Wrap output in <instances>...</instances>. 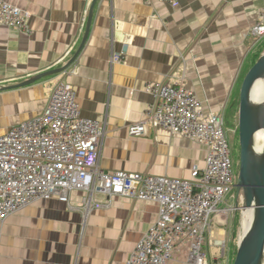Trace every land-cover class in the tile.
Listing matches in <instances>:
<instances>
[{"label":"crops","instance_id":"1","mask_svg":"<svg viewBox=\"0 0 264 264\" xmlns=\"http://www.w3.org/2000/svg\"><path fill=\"white\" fill-rule=\"evenodd\" d=\"M1 1L30 13L31 34L0 24V137L41 114L55 84L64 81L82 116L106 125L99 165L110 172L191 179L196 166H205V146L161 127L130 136L129 127L154 104L146 86L183 84L203 102L206 115L226 117L264 40L251 34L264 0H178L176 9L162 0ZM90 19L88 40L67 71L8 88L65 68ZM113 53L124 60L112 64ZM84 196L74 192L72 205L80 207ZM96 199L109 201L103 194ZM158 212L154 202L125 197L86 215L57 198L37 200L0 224V264H127ZM214 225L213 239L228 240L225 260L231 264V228ZM169 264H190L186 250L178 249Z\"/></svg>","mask_w":264,"mask_h":264},{"label":"built area","instance_id":"2","mask_svg":"<svg viewBox=\"0 0 264 264\" xmlns=\"http://www.w3.org/2000/svg\"><path fill=\"white\" fill-rule=\"evenodd\" d=\"M153 2L155 0H147ZM179 7L178 0H162ZM30 13L0 0V24L30 35ZM251 34L264 37V10ZM113 53L112 64L123 61ZM154 104L144 119L129 127L132 137L150 128H165L207 149L205 166H196L191 179L110 172L99 165L107 128L82 116L73 87L58 81L44 111L0 137V224L37 200L57 198L86 215L108 208L115 197L154 202L158 219L137 243L127 264H169L178 249H185L190 264H211L207 244L227 249L226 240H214L212 226L227 225L235 210L236 169L225 118L206 115L203 102L183 84H149ZM83 192L81 206L71 195ZM108 197L107 203L96 195ZM211 241H214L213 243Z\"/></svg>","mask_w":264,"mask_h":264},{"label":"water","instance_id":"3","mask_svg":"<svg viewBox=\"0 0 264 264\" xmlns=\"http://www.w3.org/2000/svg\"><path fill=\"white\" fill-rule=\"evenodd\" d=\"M96 2L97 0H94V4ZM90 24L91 19L80 49L65 68L42 73L19 86L8 88L15 89L29 86L48 75L67 71L78 61L88 40ZM263 78L264 51L246 71L240 89L238 113L240 163L238 179L235 184L238 199L235 210L241 211L243 215V208H254L255 217L252 226L248 230H244L242 226V234L238 238L233 264H264V152L259 154L255 147L256 134L264 129V107L254 100L256 83ZM214 264L221 263L215 261Z\"/></svg>","mask_w":264,"mask_h":264},{"label":"rangeland","instance_id":"4","mask_svg":"<svg viewBox=\"0 0 264 264\" xmlns=\"http://www.w3.org/2000/svg\"><path fill=\"white\" fill-rule=\"evenodd\" d=\"M225 118V117H224ZM225 129H226V132L228 134V139H229V143H230V147H231V150H232V159H233V162H234V165L238 166L239 163H240V143H239V140H238V137L236 135V132L234 130V128L232 127V118L228 116V118L226 119L225 118ZM228 122V123H227ZM236 181H237V175H236ZM240 201V199H239ZM236 200L232 201L231 204L235 206L236 204ZM239 214V225H238V229H237V234H238V238L239 236L242 234V226H243V215H242V212L241 211H233L232 213H230L229 217H228V227L230 225H232L231 223L236 219V215ZM217 228L216 225H213L212 226V229L213 231H216L217 232ZM228 241V240H227ZM206 251L208 253V256L210 257V261H211V264H214L216 258H220L218 259V262H222L223 263H226V251H225V255L222 256V249L219 248V247H210V246H207L206 247ZM234 256V255H233ZM234 259V257H233ZM233 264V262L231 263Z\"/></svg>","mask_w":264,"mask_h":264},{"label":"trees","instance_id":"5","mask_svg":"<svg viewBox=\"0 0 264 264\" xmlns=\"http://www.w3.org/2000/svg\"><path fill=\"white\" fill-rule=\"evenodd\" d=\"M264 51V40H262V42L260 43L258 49H257V53L255 54L254 58L257 59L261 56V54L263 53ZM239 91L238 90V93L233 97L230 105H229V108L227 110V114H226V119L229 117L232 118V127L234 128L235 132H236V135L238 137V140H239V130H238V113H239V105H240V98H239ZM226 121V120H225ZM228 123V122H227ZM239 173V165H238V168H237V175ZM234 195L236 196V190L234 191ZM236 219L231 223L232 225H230V228H231V241H232V245H231V248H232V258L234 257L233 255L235 254V251H236V244H237V241H238V234H237V229H238V225H239V214L236 215ZM220 263V262H219Z\"/></svg>","mask_w":264,"mask_h":264},{"label":"bare ground","instance_id":"6","mask_svg":"<svg viewBox=\"0 0 264 264\" xmlns=\"http://www.w3.org/2000/svg\"><path fill=\"white\" fill-rule=\"evenodd\" d=\"M254 100L257 104L264 107V78L258 80L254 90ZM256 151L259 154L264 152V129L256 134ZM243 227L244 230H248L254 221L255 210L254 208H243Z\"/></svg>","mask_w":264,"mask_h":264},{"label":"flooded vegetation","instance_id":"7","mask_svg":"<svg viewBox=\"0 0 264 264\" xmlns=\"http://www.w3.org/2000/svg\"><path fill=\"white\" fill-rule=\"evenodd\" d=\"M237 168H238V166L236 165V166H235L236 173H237ZM236 175H237V174H236ZM237 179H238V175H237ZM235 197H236V198H235V200H236V201H238V199H237V194H236V196H235Z\"/></svg>","mask_w":264,"mask_h":264}]
</instances>
